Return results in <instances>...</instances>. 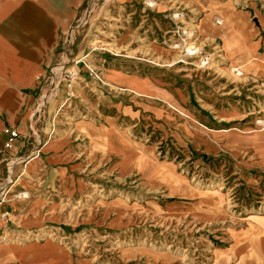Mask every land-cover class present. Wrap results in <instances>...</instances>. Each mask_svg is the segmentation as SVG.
Here are the masks:
<instances>
[{"label":"rangeland","instance_id":"obj_1","mask_svg":"<svg viewBox=\"0 0 264 264\" xmlns=\"http://www.w3.org/2000/svg\"><path fill=\"white\" fill-rule=\"evenodd\" d=\"M254 1L137 0L121 7L118 0H85L73 28L90 33L91 51L115 56L132 71L156 78L162 95L154 99L175 115L195 118L202 137L213 145L198 149L189 144L185 155L173 138L155 132L149 143L160 167L153 177L124 178L110 171L90 193L66 200L64 217L45 233L19 239L59 241L72 252L73 264H249L254 249L248 255L246 249L226 246V238L247 227L264 232V173L248 169L241 154L227 149L229 144L248 147L264 129L259 63L252 57L241 60L243 44L248 36L255 38L262 21L246 14ZM71 39L72 32L67 62ZM191 43L201 49L197 55H188ZM206 56L211 63L202 66ZM167 95L174 99L172 106ZM251 174L257 185L249 183ZM208 197L215 201L214 211L204 220L168 209L182 201L210 208ZM112 203L118 204L116 227L111 226L114 215L104 214ZM87 210L95 219L83 223Z\"/></svg>","mask_w":264,"mask_h":264},{"label":"crops","instance_id":"obj_2","mask_svg":"<svg viewBox=\"0 0 264 264\" xmlns=\"http://www.w3.org/2000/svg\"><path fill=\"white\" fill-rule=\"evenodd\" d=\"M135 1L118 0L117 4L122 7V2L127 6ZM84 3L0 0V188L9 189L3 200L0 197V215L9 213L8 219L0 216V264H73L72 252L59 241L27 240L29 233H45L64 217L66 200L90 193L91 186L110 171L124 178L153 177L160 167L154 163V146L149 143L155 132L173 138L185 155L189 144L198 149L213 145L202 137L195 118L175 115L159 98L154 99L162 95L156 78L132 71L115 56L91 51L90 33L73 28ZM263 9L262 0H257L246 13L252 19L261 16L262 21L255 38L248 36L243 44L241 60L257 61L256 75L264 82ZM74 70L76 78L70 73ZM166 97L172 106L174 99ZM6 128L20 133L12 148L5 145L10 138ZM227 151L241 154L248 169L264 173V129L248 147L229 144ZM250 178L249 183L258 184L253 174ZM20 192L28 198L18 196ZM206 201L210 208L200 210L197 203L182 201L168 209L204 220L213 215L209 211L215 205L213 199ZM117 205L112 203L104 212L114 215L112 227L119 223ZM85 214L83 223L95 219L93 212ZM22 236L27 239H19ZM226 239V246L246 249L248 255L254 249L249 264H264L260 227L242 228Z\"/></svg>","mask_w":264,"mask_h":264},{"label":"built area","instance_id":"obj_3","mask_svg":"<svg viewBox=\"0 0 264 264\" xmlns=\"http://www.w3.org/2000/svg\"><path fill=\"white\" fill-rule=\"evenodd\" d=\"M180 17L181 16H179V18ZM70 73L72 75H76L75 71H71ZM5 133L10 135L9 140L6 142L5 145H6L7 148H12L13 144H14V141L19 138L20 133L18 132V130L13 129V128H6L5 129ZM8 192H9V189H7L6 187L2 186L0 188V197L2 198L1 200L4 199V197L8 194ZM24 193L25 192H20V193H18V196L23 197V198H28V194H24ZM8 214H9L8 212H4L0 216L2 218L8 219Z\"/></svg>","mask_w":264,"mask_h":264},{"label":"bare ground","instance_id":"obj_4","mask_svg":"<svg viewBox=\"0 0 264 264\" xmlns=\"http://www.w3.org/2000/svg\"><path fill=\"white\" fill-rule=\"evenodd\" d=\"M149 3L151 4V5H154V3H153V1L151 2V1H149ZM180 16V15H179ZM185 18V17H184ZM192 29V28H191ZM188 35V34H187ZM195 41H196V39H195ZM177 42V41H176ZM182 44V43H181ZM181 47V45H176V48H180ZM184 47V46H183ZM200 48H196L195 46H193V43H191L189 46H187V50H188V55H197L199 52H200V50H199ZM195 50V51H194ZM191 57V56H190ZM209 57H210V55H209ZM204 58V59H203ZM202 58V66L203 65H206L207 66V64H209V62H210V59L209 58H207V56L206 57H203ZM203 60H204V63H203ZM183 61V60H182ZM211 63V62H210ZM60 69H61V67H60ZM238 70H239V68H238ZM259 123L260 124H262V125H264V122L262 123V122H260L259 121ZM24 194H26V193H24Z\"/></svg>","mask_w":264,"mask_h":264}]
</instances>
